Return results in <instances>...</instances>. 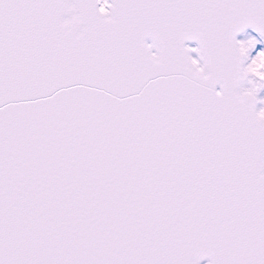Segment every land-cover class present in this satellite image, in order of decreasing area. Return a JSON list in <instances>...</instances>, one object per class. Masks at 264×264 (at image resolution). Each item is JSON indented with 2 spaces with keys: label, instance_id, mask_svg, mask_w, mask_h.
<instances>
[{
  "label": "snow or ice",
  "instance_id": "1",
  "mask_svg": "<svg viewBox=\"0 0 264 264\" xmlns=\"http://www.w3.org/2000/svg\"><path fill=\"white\" fill-rule=\"evenodd\" d=\"M262 42L264 0H0V264H264Z\"/></svg>",
  "mask_w": 264,
  "mask_h": 264
},
{
  "label": "rangeland",
  "instance_id": "2",
  "mask_svg": "<svg viewBox=\"0 0 264 264\" xmlns=\"http://www.w3.org/2000/svg\"><path fill=\"white\" fill-rule=\"evenodd\" d=\"M249 36H251V35H248V34H246L245 36H243L242 37V39L241 40H243V39H246L247 37H249ZM252 37V36H251ZM256 38V37H255ZM257 39V38H256ZM258 40V39H257ZM263 47L261 46V44L260 43H258L257 44V46H256V52L257 51H259V50H261ZM258 49V50H257ZM251 55L254 57L255 55H256V53H254L253 51H252V53H251ZM258 99H264V90H262V91H260L259 93H258ZM261 107H264V105H260L259 104V109L261 108Z\"/></svg>",
  "mask_w": 264,
  "mask_h": 264
},
{
  "label": "water",
  "instance_id": "3",
  "mask_svg": "<svg viewBox=\"0 0 264 264\" xmlns=\"http://www.w3.org/2000/svg\"><path fill=\"white\" fill-rule=\"evenodd\" d=\"M250 29H252V28H250ZM252 31L254 32L253 29H252ZM254 33H256V32H254ZM257 34H258V33H257ZM238 36H239V35H238ZM193 43L196 44L195 42H187V44H193ZM263 43H264V42H263ZM196 46H197V45H196ZM204 260H205V259H204ZM204 260L201 261V264L204 262Z\"/></svg>",
  "mask_w": 264,
  "mask_h": 264
}]
</instances>
